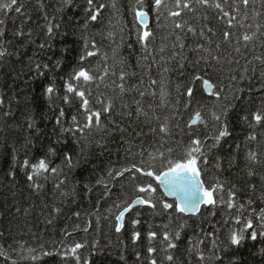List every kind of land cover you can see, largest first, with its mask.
Returning <instances> with one entry per match:
<instances>
[{
  "label": "trees",
  "instance_id": "16d2710c",
  "mask_svg": "<svg viewBox=\"0 0 264 264\" xmlns=\"http://www.w3.org/2000/svg\"><path fill=\"white\" fill-rule=\"evenodd\" d=\"M98 2L105 8L97 22L87 20L86 0H73L72 6H62L61 0H18V5H24L22 13L0 12L4 20L0 46L7 53L0 60V249L4 253L0 264H149V246L156 248L153 258L157 264H219L211 258L212 239L217 241L223 264H230L236 254L222 251L229 234L243 230L249 219L259 231L264 214V123H250L251 114L264 107V5L250 0L245 8L241 0H214L230 13L224 17L218 9L192 0L194 10L184 9L181 16L172 17L168 12L175 10V0H164L166 7L160 15H150L152 36L145 50L138 39L143 29L135 16L136 0ZM176 23L183 27L176 28ZM48 25L54 26L51 37ZM189 27L195 35L188 32ZM18 30L23 35H14ZM225 31L231 33L227 41ZM253 33L251 41L243 40L245 34ZM85 42L89 46L94 42L97 54L84 63L103 79L82 84L81 90L89 101V112L99 111L100 124L96 127L93 117L91 128L73 135L63 130L75 126L73 117L83 126L89 113L75 95L69 94L70 102H64L65 73L78 63ZM37 63L49 66L42 69L44 75L34 71ZM122 71L126 75L124 92L119 87ZM204 79L212 83L213 93L223 89L220 101L206 94ZM151 80L157 84L152 85ZM49 83L57 89L51 99L44 94ZM188 89L193 99L186 107ZM141 91L146 93L144 97ZM234 95L243 98V105ZM108 104L111 111L105 112ZM222 107L229 109L230 134L213 146L211 137L217 126L212 112ZM197 111L202 118L189 127ZM161 124L167 125L168 135L158 132ZM253 134L256 139L249 140ZM193 138L202 141L201 153L195 155L206 188L222 186L214 193L216 205L204 207L198 216L165 211L163 202H175L166 199L151 177L125 173V177L139 176L141 184L151 183L155 193H139L135 181L109 176L133 164L145 169L153 165V171H160L168 159L186 158ZM250 151L257 154L256 161L248 159ZM65 153L72 157L71 167L63 158ZM40 159L58 171L35 177L37 188L27 180L31 167L22 165L25 160L38 165ZM10 171L15 173L14 179L8 175ZM229 192L235 194L231 209L227 207ZM137 197L150 198L157 207L143 205L133 210L124 229L117 232L116 216ZM133 220L139 223L133 225ZM180 224L184 227L179 229L180 240L175 241L178 248L167 249L163 233L174 235ZM134 231L140 233L135 242ZM149 231L157 233L155 240H148ZM77 243L83 245L77 249L79 261L70 253L67 260L59 255L31 259L42 251L63 253ZM194 246L205 261H198ZM261 249L264 238L246 239L239 250L240 264H264ZM169 254L174 256L171 262L166 259Z\"/></svg>",
  "mask_w": 264,
  "mask_h": 264
},
{
  "label": "snow or ice",
  "instance_id": "6c2138e0",
  "mask_svg": "<svg viewBox=\"0 0 264 264\" xmlns=\"http://www.w3.org/2000/svg\"><path fill=\"white\" fill-rule=\"evenodd\" d=\"M242 4L245 8L250 3V0H241ZM251 2H254V0H251ZM261 4L264 5V0H260ZM195 4H199L203 7H214L215 9H218L224 17H229L230 13L228 11H225L222 7V4L219 2H214V0H194ZM62 6H72L73 0H61ZM87 7L84 9L85 13L87 14V20L91 22H97L98 18L102 15V12L105 8L104 3L98 2V0H86ZM137 9L135 11L136 18L141 22V24L144 27V31L138 35L139 41L142 43L145 50L148 48V44L150 43V37L152 36V33L147 30V25L144 24V21L154 12L157 16L160 15V10L162 7H166L164 4V0H136ZM18 0H7L5 3H0V12L7 13L8 11L14 10L16 13H22V9L24 5L21 3L18 6ZM112 7H115V3L112 4ZM184 9L188 10H194L193 9V3L192 0H175V10H169L168 15L172 17H179L182 14V11ZM238 10V9H237ZM231 19H234L232 17ZM231 19L229 20V27H231ZM4 24V20L0 19V25ZM53 25H48L47 27V34L49 37L53 34ZM55 27H58L55 26ZM176 28H182L183 26L180 23L175 24ZM259 25H257V30H259ZM209 31L211 29L209 28ZM188 32H192L195 35V30L191 27L188 28ZM4 35L3 30L0 29V37ZM14 35H23V32L18 30ZM201 36L204 35L203 31L200 33ZM231 33L228 31H225L223 33L224 40L227 41L230 37ZM256 35V33H253L251 36L248 34H245L243 36V40L245 42H249L253 39V37ZM179 40V37H177ZM41 48L45 47L44 44L40 45ZM181 49L183 48V44L180 45ZM202 47V46H201ZM219 47V45H217ZM96 45L93 42L90 46L85 42V51L82 55L78 58V63L70 65L71 71L69 73H65L67 76V79L64 83V91L65 96L63 97L65 103L70 102L69 94L75 95L80 98L82 101L81 107L86 113H89L87 115V122L80 126L79 123L76 121V117H73V123L74 127H70L68 129H64L63 131H69L72 132L73 135L75 133L80 132L83 133L84 128H91L93 126V117H95V126L99 127L100 124V113L99 111L95 112H89L88 99L85 98L86 93L81 90V85H87L94 83L97 79L102 80L103 76H97L93 74V71L91 68L87 67L85 65V60L88 57L95 56L97 53L95 51ZM163 51V49H161ZM207 51V49H205ZM237 52H239V48L236 49ZM6 50L0 46V60H2L6 56ZM215 60H219V57H213ZM259 59V57H257ZM61 61L57 60L56 64L60 65ZM47 64H35L34 71L37 73V75H44V71L42 69H48ZM183 67V65H181ZM164 71H168L167 68L164 69ZM207 71V69L205 70ZM108 74L107 68L104 70V75L106 76ZM114 74V73H113ZM197 79H201L200 76L196 77ZM119 79L122 81V83L119 85L121 92L125 91L124 81L126 80V75L122 71L120 74ZM150 83L152 85H156V80H151ZM203 83L205 85V90L208 91L209 95H214L216 101H220L222 99L221 92L223 89L217 90L215 93H212L210 91L212 85L209 83L207 79L203 80ZM242 91L241 89H237V92ZM57 92V89L53 83H49L44 88V94L51 99L52 96ZM146 95L145 92L141 91L140 96L144 97ZM152 95L155 96L156 92L153 90ZM186 95L188 97V101L186 104L187 106H190L193 99V93L191 89H188L186 92ZM234 99H238L241 102V105H243V98L234 95ZM223 99H226V97H223ZM3 101L0 100V104H2ZM139 105V102H137ZM112 108L111 104H108L104 111L110 112ZM142 109L138 106L137 112H140ZM228 108L222 107L219 112L213 111L212 112V118L216 122L217 126V132L216 134L211 137L214 141V145L219 144L222 138L228 136L229 130H228ZM243 110V109H242ZM179 110H177L178 112ZM5 115H8V113H5ZM64 115L63 110L60 111V116L62 117ZM252 120L250 123L254 122L255 125L259 126L262 123H264V107L258 108L256 111H254L252 114ZM201 113L199 111L195 114V119L192 121L194 124L196 120H200ZM245 119H248L247 116L244 117ZM57 123H60L59 118L57 119ZM32 123L28 124V128H32ZM191 127V125H189ZM158 132L163 135L169 134V129L166 124H161L158 128ZM249 140H255L256 136L250 135L248 137ZM191 147L187 151V156L184 159L179 160H172L168 159L164 168L160 171H153L152 168L153 165H149L148 169L142 168L140 166H137L135 164L132 165L131 168H125L122 171H117L114 175L113 173H109V176L112 177L114 180H118L119 178H125L128 180H132L136 182V191L139 193H155L156 188L152 186L151 183L148 184H141L139 183V176L131 175L128 177H125V173H138L140 176L143 177H151L153 178L159 185H162L165 189L164 195L169 197L175 198V203H168L163 202L162 208L165 211L173 210L175 213L184 214L187 216H195L199 214L201 205L204 206H215L217 203V199L214 196V193L216 192L217 188H221V185L213 186L212 188H206L204 184L200 181V169L198 168V158L195 155L196 153H201L202 148V141L199 138H193L191 140ZM49 152L54 154V150L49 148ZM161 160L163 161V153H160ZM64 160L67 162L68 166H72V157L69 153L64 154ZM15 159V158H13ZM152 160H155V156H151ZM248 159L251 161L257 160V154L255 152H249ZM24 168L31 167V172L27 174V180L29 182H33L34 186L39 188L40 185L36 183L35 177L40 175L41 173H50V174H56L58 169L56 167H50L49 163L45 159H40L38 165H30L28 160H25L22 165ZM9 176H11L13 179L15 178V173L10 171L8 173ZM251 175V173H249ZM60 183H63L61 181ZM59 187V185H57ZM107 188L108 186L105 185ZM255 186L253 185V188ZM235 194L232 192H229L228 194V201H227V207L233 208L234 207V201ZM135 205H146L149 208L155 209L157 205L152 201L150 198L145 197H137L135 199H132L130 202H127L126 205L123 207V210L119 212V214L116 216V225L115 230L117 232L121 231V228L123 227V224L121 221L123 220L125 213L130 212ZM57 211H59L57 209ZM78 215V214H77ZM261 224L259 226L260 230L256 231L254 230V225L251 219L247 220L245 228L239 232L233 231L229 234L228 238V245L222 249V251L225 252H234L236 254V258L230 259V264H240L239 260V250L240 247L243 245L244 241L246 239H251L252 241H256L258 237L264 238V214L261 215ZM237 223L240 221L237 220ZM133 225H136L139 223L137 220L132 221ZM167 227V225H165ZM184 225L180 224L178 226V230L174 232V235H170L168 231H165L163 233V240L166 242L167 249H177L178 244L175 241H179L181 238V231L179 229H183ZM251 230V231H249ZM0 235H3V233H0ZM214 235V234H212ZM148 240L152 241L156 239L157 233L155 231H149L148 234ZM133 242L140 239V233L134 231L132 234ZM199 243H204L203 240L199 241ZM212 245V252L213 256L212 259H215L219 264H223V257L218 254L216 249L218 248V244L216 239L211 240ZM83 247L82 244L77 243L70 249L65 250L63 253H58L56 251L48 252V251H42L39 256H32V260H38L40 256H56L59 255L62 260H67L69 253L77 260L79 261V257L76 255L77 249H80ZM195 251L198 253L197 259L200 262L205 261V256L199 249V247L194 246ZM32 251V250H29ZM189 251H192V249H189ZM148 255L150 257L149 264H157V261L155 258H153V254L156 252V248L149 246L147 248ZM3 250L0 249V255H3ZM261 255H264V249H261ZM7 259V257H5ZM166 259L168 261H173L174 256L169 254L166 256ZM14 264V262H13Z\"/></svg>",
  "mask_w": 264,
  "mask_h": 264
},
{
  "label": "water",
  "instance_id": "95a60500",
  "mask_svg": "<svg viewBox=\"0 0 264 264\" xmlns=\"http://www.w3.org/2000/svg\"><path fill=\"white\" fill-rule=\"evenodd\" d=\"M138 22H139L140 26L142 27V29H143V31H144L145 29H144L143 25L141 24V22H140L139 20H138ZM144 24L147 25V30H148L149 27L151 26V16H149V17L144 21ZM210 84H211V83H210ZM211 85H212V84H211ZM204 89H205V85H204ZM213 90H214V89H213V86H212L211 89H210V91L213 93ZM205 92H206V94H207L208 96H211V95L208 94V91L205 90ZM199 122H200V120H196V122H195L194 124L192 123V126H196V125H198ZM152 179H153V178H152ZM199 179H200V181L204 184V181H203L202 176H201V172H200V177H199ZM153 180H154V179H153ZM154 181H155V180H154ZM155 183L159 186V188L161 189V191H162L163 194H164V192H165L164 187H163L162 185H159L156 181H155ZM204 186H205V184H204ZM205 187H206V186H205ZM214 196H215V195H214ZM165 197H166L167 200L175 202V198H174V197H169V196H166V195H165ZM141 206H143V205H135V206L133 207V209H132L130 212H126V213H125V216H124L123 220L121 221V223L123 224V227L121 228V231L124 229V224H125V221H126L128 215H129L133 210H135V209H137V208H139V207H141ZM204 207H211V206H204V205H201V208H200V212H199V214L201 213V211L203 210ZM199 214H197V215H195V216H198ZM183 215H184V214H183ZM184 216H187V215H184ZM195 216H187V217H195ZM121 231H120V232H121Z\"/></svg>",
  "mask_w": 264,
  "mask_h": 264
},
{
  "label": "bare ground",
  "instance_id": "6f19581e",
  "mask_svg": "<svg viewBox=\"0 0 264 264\" xmlns=\"http://www.w3.org/2000/svg\"><path fill=\"white\" fill-rule=\"evenodd\" d=\"M209 83H211L210 81H209ZM212 84V83H211ZM213 86V85H212ZM204 87V86H203ZM213 89H214V87H213ZM204 91H205V89H204ZM213 92H214V90H213ZM190 125H192V122H191V124Z\"/></svg>",
  "mask_w": 264,
  "mask_h": 264
}]
</instances>
